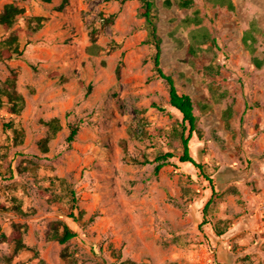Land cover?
<instances>
[{"label":"rangeland","instance_id":"374dc122","mask_svg":"<svg viewBox=\"0 0 264 264\" xmlns=\"http://www.w3.org/2000/svg\"><path fill=\"white\" fill-rule=\"evenodd\" d=\"M10 4L0 264H264V0H153L203 171L178 158L181 114L153 71L140 0H0V12ZM58 223L76 236L58 242Z\"/></svg>","mask_w":264,"mask_h":264},{"label":"trees","instance_id":"16d2710c","mask_svg":"<svg viewBox=\"0 0 264 264\" xmlns=\"http://www.w3.org/2000/svg\"><path fill=\"white\" fill-rule=\"evenodd\" d=\"M125 1V0H121ZM141 4L138 8V14L144 18V27L147 30V38L145 43L152 45L153 52L150 56L152 62V68L156 76L161 78L167 86L169 105L176 109L181 114V126L182 130L180 133L182 141V151L178 155V158L182 162H190L194 166L203 171V164L197 162L190 153L189 150V139L193 132L197 131V115L194 112V104L191 96L185 92L178 90L173 76L166 73L160 64L161 57V37L157 32L156 25V13L153 9V0H140ZM191 3V0H179V5L187 6ZM19 12V8L15 4L6 5L4 9L0 12V24L9 26L13 23L15 14ZM13 40V39H12ZM10 56V55H8ZM57 126V125H56ZM187 131V133H185ZM78 132V125L71 124L70 131L66 137L67 146L70 147L72 141L75 139ZM48 137H45L42 141V147L46 150V142ZM172 156V153L166 152L156 157L159 162L154 166V173H157L159 169L165 164L168 157ZM213 190V188H212ZM72 202L75 205L76 195L74 190H71ZM212 200V195L204 205V210L206 211L209 202ZM204 211V213H205ZM61 225V231L58 226L55 227V232L53 233V238H55L60 243H65L72 237L76 236V231L68 226L66 223H58ZM16 247H23L24 244L21 241L20 235L15 237ZM133 264V263H132Z\"/></svg>","mask_w":264,"mask_h":264},{"label":"built area","instance_id":"2783aa9c","mask_svg":"<svg viewBox=\"0 0 264 264\" xmlns=\"http://www.w3.org/2000/svg\"><path fill=\"white\" fill-rule=\"evenodd\" d=\"M142 130H143V126L142 125H138L137 129H136L137 133H141Z\"/></svg>","mask_w":264,"mask_h":264}]
</instances>
